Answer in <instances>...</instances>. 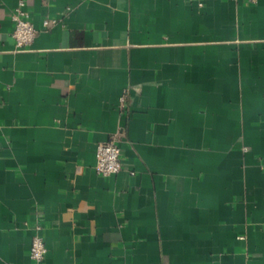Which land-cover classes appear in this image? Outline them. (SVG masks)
I'll return each mask as SVG.
<instances>
[{"label": "crops", "instance_id": "crops-1", "mask_svg": "<svg viewBox=\"0 0 264 264\" xmlns=\"http://www.w3.org/2000/svg\"><path fill=\"white\" fill-rule=\"evenodd\" d=\"M19 1L0 0V264H37L36 223L41 264H264V0H24L17 49Z\"/></svg>", "mask_w": 264, "mask_h": 264}, {"label": "built area", "instance_id": "built-area-1", "mask_svg": "<svg viewBox=\"0 0 264 264\" xmlns=\"http://www.w3.org/2000/svg\"><path fill=\"white\" fill-rule=\"evenodd\" d=\"M11 19L14 22L12 36L17 49H26L33 41L36 28L34 27L29 11L25 7V1L20 0L17 7L11 13ZM56 19L45 18L43 26L47 27L50 24H55ZM96 162L95 169L98 173L109 176L117 173L123 168L121 158V149L115 138H110L106 141H101L96 145ZM35 232L30 244V257L41 264L47 253V246L43 235V225L36 223L34 226Z\"/></svg>", "mask_w": 264, "mask_h": 264}]
</instances>
